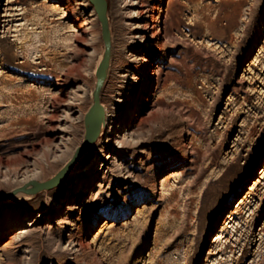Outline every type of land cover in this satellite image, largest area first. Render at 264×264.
Returning <instances> with one entry per match:
<instances>
[{"label":"rangeland","instance_id":"1","mask_svg":"<svg viewBox=\"0 0 264 264\" xmlns=\"http://www.w3.org/2000/svg\"><path fill=\"white\" fill-rule=\"evenodd\" d=\"M0 1L2 20L9 18L3 14L15 12V5L29 10L26 22H32L36 6L48 16L49 24L30 34L35 38L30 45L33 57L34 47L41 49V43L48 46V51L59 48L58 61H72L75 51L67 44L80 47L71 19L62 17L64 6L49 11L42 7L44 0ZM56 1L51 0L48 7ZM108 2L115 56L121 44L119 24H132L134 20L127 18L132 7L125 0ZM156 3L160 6L157 14L162 12L164 19L162 41L166 46L157 54L159 73L144 107L146 119L132 120L129 127L120 125L118 141L110 146L105 143L110 132L100 135L58 186L31 199L20 196L0 200V225L13 223L6 235L0 236V264H264V179L255 190L249 188L264 167V0ZM74 11L80 21L90 20L97 28L98 52L91 63L92 75L105 47L102 25L89 0L77 4ZM16 22L10 27L17 29L19 36L3 38V21L0 26L4 46L0 50L3 160L54 133L29 95L34 89L46 95L56 93L55 80L39 82L21 64L6 63L8 56L17 61L21 54L18 38L25 36L24 28L20 30L24 26L18 27ZM59 23L60 31L55 33ZM129 31L126 26L124 32ZM41 36L49 37V41L43 39L37 44ZM56 42L65 48L54 45ZM21 82L18 90L6 94L9 87ZM95 86L92 78L87 93H82L87 100L86 112L92 105ZM104 88L100 94L114 110L112 121L118 118L124 122L127 103L115 104ZM116 98L124 97L118 94ZM46 107L51 108L48 104ZM81 115L76 112L69 123V141L62 147L66 153L59 152L53 158L54 169L34 180L51 179L72 158L85 137ZM38 145L40 149L46 146ZM5 170L0 165V194L23 186L22 176L18 179L11 174L6 178ZM98 182L103 187L97 197L91 198ZM84 185L88 191L77 202L76 190ZM241 199L245 203L238 207ZM70 203L77 206L71 214L67 213ZM38 213L42 215L38 223L14 227L17 221H30ZM229 214L235 219L227 230L228 241H220L222 252L211 255L215 233ZM22 229L37 238L24 237L27 233L20 236ZM11 237L14 242L10 244ZM4 240L10 244L5 250ZM79 240L85 248L77 250ZM63 249L66 254L59 255ZM237 258L239 263L232 261Z\"/></svg>","mask_w":264,"mask_h":264},{"label":"bare ground","instance_id":"2","mask_svg":"<svg viewBox=\"0 0 264 264\" xmlns=\"http://www.w3.org/2000/svg\"><path fill=\"white\" fill-rule=\"evenodd\" d=\"M14 1L21 2V0H14ZM24 1L28 2V0H24ZM50 1L51 0H44L42 7L49 8V11H57L62 9V6H64L65 8L64 10H62L63 11L62 17L69 16V19H71V22L73 23L71 27L73 28V31H75L74 36L78 42V47L80 48H76V46L67 44V47L68 46L71 48L73 47L72 49H74L75 51L71 62H66L64 59L58 61L59 53L61 52L59 48L56 47L53 50L48 51L47 50L48 46L46 44H41V43L38 44L43 39H45L43 38V36H41L38 40H36L37 44L39 46H42L41 49H37V45H36L34 47V50L36 51L35 52L36 56L33 57L31 55L30 45H32L33 39L35 38H33V36L30 34H32L33 30H35L36 28H39L41 26L45 27L47 24H49L48 16L42 15L43 14L41 12L42 10L38 9L37 6L36 8H33L34 11H36L37 13L36 15H34L33 19H31L32 21L31 23H29L28 21L26 22L24 20L25 17L29 14V10L25 11L26 8L21 5H15L12 8L15 11L14 13L3 14L9 18H5L2 20L0 15V26H1V22L3 21L4 22L3 27L5 28L4 29L5 34L2 36L3 38H7L9 36H19V34H17L18 32L15 33V31L18 30L12 29L10 27V23L13 22L14 20L18 21L16 22V26L18 27L24 26L21 27L20 30L24 28V33H25V36L23 38L22 37L18 38V43H19L18 47L21 49V54H19L17 57L18 60L15 61L14 58L8 56L6 59V63L21 64L20 66L27 68L28 69L27 71H30L31 74L36 76V79L39 82L47 83L49 79L53 78V80H55L53 83H55V85L58 87L57 92L54 94L49 92L46 95L40 90L34 89L31 90L29 95L30 100L35 101V104L38 107V108L35 107L37 108L36 110L39 113L43 114L42 115L43 118H48L49 125L51 126L52 131H54L53 135L51 137L48 138L46 137L41 139L39 143L38 142L31 143L30 147L27 148L24 147V150L18 152L19 154H16V156L14 157L11 156L12 158L6 157V159L3 160L0 157V165L4 166L6 169L5 170L6 173L4 172L5 173L4 176L6 178L10 177L11 174H13L16 178L22 176L23 185L29 184L31 181H33L36 178L43 177L44 175H46V173L49 171L50 168L54 169L53 167L55 165L54 164L55 161L53 158L58 157L59 152H62L61 154L65 152L64 151L65 149L62 150V147L64 146L65 142L67 143V140L69 141V138H66L67 134L70 133L69 123L73 119L72 117L76 114V112L79 111L82 113L80 117L85 122L86 132L82 144L79 147H77L72 158L74 157L76 151L83 145L87 133V127H86L87 115L90 113L93 105L95 104L94 93L100 79H103L102 87L103 86L105 87L104 89L107 92V98L109 100H113L115 104L116 102H120V101L127 103V110L122 115L123 120L125 121L121 123L118 118H115L112 121L111 118L114 115V110L111 104H108L100 94V104L105 113V120L102 125V131L100 135H104L106 132L108 133L110 132L111 134V137L107 139V141L105 142L106 144H109L110 146V144H113L114 142L118 141L117 140V138L119 137L118 132L121 130L118 127L120 125L124 124L123 126H126L127 124V126L129 127L132 120H138L140 122L145 120L146 115L143 114L144 107L147 105V102H149L148 95L150 94V89L154 85L156 79L158 78V73H159V65H158L159 61L157 54L161 50H163L166 46L165 42L162 41V36H163L162 23L164 22V19H162V14H161L162 12L160 13V15L157 14V12H160V6L156 3V0H125L127 2L126 5L132 7L130 11V15H127V18L134 21L132 22V24L127 22L125 24L122 23L119 24L118 36L119 39H121V44L119 48L116 50L115 56L114 54L112 55V31L110 28L111 51H110V56L108 58L106 56L107 42L103 36V26H102V38L105 47L103 53H101L98 56L92 71L93 74L91 75V70H92L91 63L96 58L98 52L97 48L95 47L96 38H97V30H96L97 28H95L94 23L91 24L90 20L88 21L85 20V22L80 21L79 20L80 16L78 15L77 12L74 11L75 7H77V4L85 3L88 0H82L84 1L82 3L77 2V0H57L56 1L57 4L52 3V5L48 7V4L50 5ZM95 10L97 13V17L99 18L96 7ZM150 19H153L152 23H150ZM60 25L61 24L59 23V26H57V28L55 29V33L60 31L59 28ZM126 26L130 30L128 32L129 36H127L128 35L127 32L126 33L124 32ZM61 29L63 28L61 27ZM46 36L47 35H45V37ZM45 41L48 42L49 37L48 39H45ZM54 45L62 47V50L65 48V45L59 42H56ZM3 49L4 46L0 41V50L3 51ZM126 49H129L127 53H125ZM92 78H95L96 86L92 93V97H93L92 105L86 112L87 100L82 93L85 94L87 93L86 90L87 87L89 86V83H91ZM23 82L16 83L11 87H9L8 92H6V94H8L10 91L13 92L18 90L17 86L19 84L23 85ZM74 83L75 84L78 83L79 85L74 87L75 85ZM118 94H120L124 98L122 99L116 98ZM47 104L48 106H51L50 109H48V107L44 108L45 105ZM136 104L137 107H135ZM42 109L44 110L42 111ZM75 118L76 117H74V119ZM62 121H65L64 125L62 124ZM60 132L62 133L60 134ZM57 139H60V141H57ZM38 144H44L46 146L40 149L38 148L39 147ZM68 146L66 144L65 147ZM108 157L110 159V156L105 155V159H107ZM71 159L67 161V163H69ZM105 159H103V162ZM102 164L107 165V162ZM259 173L260 175L256 177V179L254 178L253 185L249 187L251 190H255L259 185V183L263 182L262 179H264V167L260 170ZM31 186L32 185H30V187ZM102 187L103 184L101 182H98L97 190L92 192L91 198L97 197L98 191H100ZM76 191L77 193L75 195V199L78 202L81 201L82 196L85 195L88 190L87 187L84 185L79 190ZM18 194H16L13 197L16 198L22 196L24 197V199H31L33 197L32 194H28L24 192H20ZM243 203H245V199H241V201L238 203V207H241ZM49 204L47 206H49ZM69 205L70 206L67 213L71 214L72 213L71 211H73L77 206H74L72 203H70ZM234 219L235 218L233 214H229L227 219L224 220L222 228L217 233H215L216 234L215 238L213 237L214 238L213 245L210 246L209 248V254L213 255L222 252L223 249L219 247L218 243L220 241L222 242L224 239L228 241L227 230L228 227L232 226L231 223L232 220ZM41 220H42V215L38 213L37 215L34 216V218L30 220L32 222L24 218L22 220L17 221L16 223L18 224L15 225L14 227L20 226L21 228L27 225H34V223H38ZM11 224L4 223L0 225V230L2 231V233H0V236L6 235L7 231L12 228L10 227ZM18 233L20 236L22 233H27V235H25L24 237L37 238L34 236V233L26 230L24 231L23 229L20 230ZM18 233L16 235L14 234V236L17 237ZM12 237L9 242L10 244L14 242L13 241L14 238ZM0 242H1V237H0ZM3 243H4L3 249L5 250L10 244L8 245V241L5 240L3 241ZM75 245L80 246V248H78L77 250L81 248H85V244H83L81 240L77 241ZM48 249L50 251L51 246H49ZM54 252H56V254L54 255H58L57 251ZM47 254L49 253L47 252ZM65 254L66 252L63 249L60 251L59 255H65ZM232 261H234L235 263H239L238 258L233 259Z\"/></svg>","mask_w":264,"mask_h":264},{"label":"water","instance_id":"3","mask_svg":"<svg viewBox=\"0 0 264 264\" xmlns=\"http://www.w3.org/2000/svg\"><path fill=\"white\" fill-rule=\"evenodd\" d=\"M92 4L96 7L98 11L99 19L103 26V36L107 42L106 47V56L107 58L110 56L111 44H110V21L108 17V9L109 2L108 0H90ZM103 79H100L94 96H95V104L93 105L90 113L87 115L86 123H87V133L86 138L83 145L76 151L74 157L71 159L69 163H67L54 177L46 181H38L33 180L29 184L23 185L17 189H14L10 193L0 194V200H7L15 196L20 192L28 193V194H37L43 190L52 189L60 184L62 179L66 176V174L73 168L74 164L77 160L86 152V150L92 146V144L99 138L102 125L105 120V113L100 104V93L102 90ZM94 117V119H93ZM30 185H32L30 187Z\"/></svg>","mask_w":264,"mask_h":264}]
</instances>
